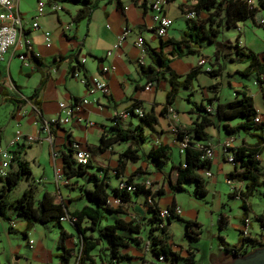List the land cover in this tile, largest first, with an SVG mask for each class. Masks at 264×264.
Here are the masks:
<instances>
[{"label": "crops", "instance_id": "1", "mask_svg": "<svg viewBox=\"0 0 264 264\" xmlns=\"http://www.w3.org/2000/svg\"><path fill=\"white\" fill-rule=\"evenodd\" d=\"M43 1L47 4L55 0ZM89 1L94 2L96 6L86 18L76 22L72 21L76 10L83 5V2H58L61 10L49 12L45 9L44 14L36 19L38 24L36 28L31 26L35 15L36 0L15 1L16 13L21 19V33L17 42L7 49L3 59L0 60V146H8L16 122L19 123V129L23 134L33 135L37 139L26 143L25 138L22 137L21 142L9 147L11 150L21 149L20 158L27 162L31 174L29 177L21 178L19 182L23 183V186L16 196H10L15 187L10 191L4 190L6 200H13L28 184H31L34 188L35 200L39 199L45 191H54L62 198L70 212L88 204L83 198L82 189L84 187L91 188L90 174L105 178L108 184L106 191L109 194L112 187H118L120 182L132 174L134 182L144 184L145 181H149L150 185L145 187H148L151 192L158 188L161 189L162 193L154 198L158 208L163 209L173 203L180 209L178 214L180 219L198 222L201 228L204 224L199 219L204 214L209 219L210 225L216 228L215 236L222 237V245H239L242 241L240 232L245 218L249 219L247 237L253 239L254 242L248 241L243 245V248L250 251L252 247H258L256 243L264 244V228L261 227L260 220L257 219L264 212V204L258 207L253 206L250 196L243 203L245 210L241 209L238 191L243 188V183L237 180L227 182L226 174L232 169V165L225 161V152L222 150V144L228 139L232 147H237L242 142L254 143L255 140L249 132L239 130L227 133L219 124L205 127V132L208 135L205 143L213 149L209 168L198 170L205 180V196L194 197L190 192L191 185L183 183L186 191L190 192L187 193L188 197L184 202L178 196L182 191L174 192L167 182V178L171 182L175 180L176 167L182 165L184 161V155L179 152L175 126H191V121L196 113L194 104L201 103L205 107H210L205 104V100L210 97L216 96L219 102H227L234 98L236 91L244 92L252 98L257 117L262 119L264 117V73L240 74V71H245L248 61L244 57L236 55L229 48L223 49L218 53V56H215L214 44L204 42L199 46L191 44L190 48L196 51L191 54L184 53L185 48L180 46L181 55L170 54L171 46L163 42L168 39H180L188 29L187 23L205 22L211 13V9H200L196 13L193 12L191 17L186 18L189 13L188 5L194 4L196 0H169L164 4L163 11L171 18L172 23L163 37H157L149 28L152 25L147 6L149 0ZM69 21H72L73 24L71 23L69 29L63 30V25ZM124 26L130 28V33L118 49L112 50L109 55H106V51L110 49ZM254 27L256 26L250 18L236 22L235 26L231 28L220 26L216 40L230 43L236 41L240 50H249L256 55L260 62H264V48L256 50L254 48L257 46L256 40L247 37V32L253 33ZM43 31L49 32V46L45 45ZM136 35H141L146 45L147 53L143 57V66L151 68V72L148 74H153L158 70L156 61L158 52L169 58V69L178 75L185 74L190 68L197 65L201 56L204 59L201 72L192 80L188 88H179L176 91L173 101L165 113H161L160 109L164 105L165 94L170 89L167 82L168 75L164 74L163 78L152 82L150 89H144L147 73L143 74L137 64L139 51L133 44ZM25 39L29 40L30 52L37 57L39 63L26 52ZM20 53L26 54L27 65H24L22 60L17 57V54ZM82 58L85 60L81 63ZM104 65L113 66V68L106 73H101V77L108 86L107 95L97 96L102 107L98 108L95 104L89 103L78 112H74L69 123L50 125L46 129L43 123L61 114L58 107L59 102L70 104L74 98L80 100L86 96L84 84L78 77L73 76L72 72L78 69L80 75L87 79L98 73L100 67ZM206 67L218 69L220 72L216 77H210L204 72ZM42 78L44 82L41 84ZM35 88H38V91L36 95L31 96ZM135 102L144 112L154 113L157 120L153 128L142 125L145 140L139 145L140 158L136 162L127 161L123 170L116 171L117 155L128 145V141L114 142L108 148L92 153L90 166L84 174L66 179V184L56 183L53 167L54 165L62 166V153L67 152L70 143L77 142L82 148L89 151L92 145L98 143L101 133L106 135L113 133L111 128L113 113L125 109ZM169 109H171L170 112ZM175 110L176 113H174ZM88 121L92 124L88 125ZM240 121L242 119L235 118L226 121V123L229 126H234ZM138 123L139 120L136 117H122L117 121L119 127L128 129L134 128ZM160 144H165L170 148V159L165 163L149 161L146 158L147 152L150 148ZM51 151L57 152L54 161ZM42 153L45 155L46 163L41 161ZM257 157L260 160V167L264 171V149ZM32 165L39 168L37 174L33 172ZM136 171L138 174H135ZM205 171L210 173L208 177L204 176ZM219 178H222L227 185L223 202L220 198V191L216 192L215 189ZM4 184L3 179H0V193ZM209 196L211 199H207ZM145 200L144 193L132 195L129 202L123 206V213L116 216L126 221L133 220L142 223L144 228L149 225L147 220L150 216ZM229 201L237 204L234 211L229 207L230 213L225 210V207L229 206ZM221 212L226 216L227 224L222 230H219L217 217ZM6 215L8 219H0V238L17 230L24 232L27 236L36 228L35 225H31L29 229H25V220L15 221V216L11 211H7ZM182 220H172L181 227V232L178 235L170 231L172 222L166 225L165 230V243L172 252L178 255L176 259L157 260L151 254L150 246L142 232L130 234L122 231V234L131 237L128 245L119 249L121 254L127 255V258L118 259L114 264H184L188 250L192 249L195 250L193 251L192 264H222V260L228 256V253L222 248L219 241L214 252L210 251L207 258L201 262L197 261L199 248H196L185 237ZM10 221L14 223L13 227H10ZM63 222L71 224L68 220L60 221V224ZM63 230L71 236L67 237L62 244L71 248L70 242H77V237L66 229L63 228ZM227 230L234 232L232 242H229L227 238ZM38 235L36 242H32L31 246L25 244L26 249L23 252H21L20 245H10L8 253L12 259L2 264H15V257L16 259L24 258L28 264L46 262L59 264V258L56 256L59 252L57 248L60 242L59 234L55 238L52 237L51 242L46 241L44 234ZM107 256L108 250L105 249L102 263L107 262ZM74 257L72 251V256L67 264H75ZM98 260L99 258L95 257L97 264H99Z\"/></svg>", "mask_w": 264, "mask_h": 264}, {"label": "trees", "instance_id": "2", "mask_svg": "<svg viewBox=\"0 0 264 264\" xmlns=\"http://www.w3.org/2000/svg\"><path fill=\"white\" fill-rule=\"evenodd\" d=\"M57 1V2H55ZM51 2H83V5L76 10L72 21H80L86 18L89 13L95 8L96 4L89 0H55ZM171 1V0H170ZM149 2V1H148ZM148 4V3H147ZM200 9L210 10L211 13L206 18L205 22H191L187 23V31L178 40H166L165 44L171 46V55H181L182 51L180 46L185 48L184 53L191 54L196 51L190 48L191 44L199 46L201 43L214 44L215 56L225 48L232 49L233 52L244 57L248 61V65L245 71H240V74L246 75L250 72L256 74L264 73V62H260L256 55L249 50H240L236 44L227 41H217L219 35V28H231L234 27L236 22L242 21L246 18H250L256 26H261L264 29V23H259V19L264 14V0H254L253 4L248 3L247 0H196L194 4L188 5V12H197ZM60 11V10H59ZM182 11V9H181ZM184 12V11H182ZM221 16L220 18L218 16ZM218 17V19H216ZM69 21L68 23H72ZM145 52L147 53L146 45L144 42ZM29 55L39 63L37 57L31 52ZM202 58V56L200 57ZM156 61L158 70L153 74L150 67L139 65L143 74H146L145 82L157 81L159 78H163L164 74H167V82L170 89L165 94L164 105L160 109L161 113L167 112L170 107L176 91L179 88H188L192 80L195 79L197 74L201 72V65H195L190 68L185 74L178 75L172 72L168 67L169 58L163 55L161 52L156 53ZM210 77H216L219 74L218 69L204 70ZM44 79L40 80L42 84ZM40 84V85H41ZM38 88H35L31 96L36 95ZM78 99L74 98L73 102L76 103ZM205 104L211 107L210 111L206 110L205 105L199 103L194 104L196 113L191 121L190 127L175 126L176 137L178 143L186 139V145L183 148L182 154L184 155V161L182 165L176 167V178L173 182L167 178V182L170 188L174 192L186 191L182 185H191V194L194 197L200 198L205 196V180L198 173V170H207L210 166V159L201 158V150L196 147L197 143H205L208 135L205 132L207 126H217L218 124L227 132L234 133L239 130L249 132L254 138V143H241L237 147L231 148L232 154V169L226 174L228 182L230 180H237L243 183V188L238 191L241 209L245 210L243 205L244 201L252 196L254 190L260 188L264 199V171L260 167V160L258 155L264 149V117L255 121L257 113L253 106L252 98L246 95L244 92H235V96L232 100L227 102H219L216 96L210 97L205 100ZM133 108H139L138 103H133L126 109L129 111L128 117H136L139 123L132 129L122 128L117 125V121L120 117H113L111 121L113 123L112 132L109 135L101 133L99 141L96 145H92L89 148V152L92 156L93 152L102 151L108 148L114 142L128 141V145L117 155V167L116 171L123 170L127 161L136 162L139 157V145L144 142L145 137L142 133V125L148 128H153L156 124V116L152 112H144L142 109V115L137 116L132 112ZM131 109V110H130ZM177 111L175 110L174 113ZM240 118L242 121L234 126H229L226 121ZM221 122H224L221 124ZM71 144V143H70ZM21 149L11 150V162L9 165V172L3 179L5 184L2 186V192L0 193V215L3 219H8L6 215L7 211L13 212L14 216L22 217L25 222V229H29L33 223H47L52 222L59 226V238L60 242L57 245L59 252L57 257L59 258V264H67L72 256V249L65 247L62 242L71 235L67 234L60 226V217L67 215L69 222L73 225L77 234L78 250L75 254V264H97L95 257L99 258L98 263H102V256L104 250H108V260L105 264H114L118 259L127 258L126 254L119 252L120 248L128 245L131 237L122 234V231H126L130 234H139L141 231V224L134 222L133 220L126 221L116 215L123 213V206L129 202L132 195L144 193L146 195L145 205L147 206L150 216L148 218V229L146 232V240L151 254L157 259L158 256H162L161 260L171 259L174 260L178 257L175 252H172L168 245L165 243V230L172 220H182L174 212L175 205L166 207L167 215L164 218L159 216L160 208L157 207L154 198L159 196L162 191L156 189L151 192L148 187L141 182H134L132 180V174L126 177L122 183L131 186L133 189L126 190L125 188L112 187L111 193L106 191L108 186L103 176L97 177L90 174L91 188H83L82 195L88 204L81 206L79 209L68 211L62 198L56 192H43L41 197L37 200L34 199V188L31 184L21 192L19 196L11 201L6 200L4 190H12L22 177H29L31 172L27 162L20 158ZM170 148L167 145L160 144L157 147L150 148L146 154V158L149 161L155 163H165L170 159ZM91 159V157H90ZM90 166V160L88 163L81 165L76 163L73 158L72 148L69 147L67 152L62 153V166L61 172L63 178L66 180L72 177H79L86 172V169ZM138 171H136L135 174ZM134 174V175H135ZM121 183V182H120ZM111 197L118 198L120 204L111 206L107 200ZM106 213L114 218L112 223H103V219H108ZM262 214V213H261ZM260 220L261 227L264 228V222L262 221V215L257 217ZM185 231V237L192 242L194 239H198L201 233V227L198 222L190 220H182ZM227 224V219L224 213H219L217 217V226L219 230ZM24 235L25 233L22 232ZM159 234L160 236H158ZM219 243L222 245V237L217 236ZM242 241L237 246H225L222 248L228 253V255H243L246 251L243 245L248 241L254 242L253 239H249L247 236H242ZM258 246H262L261 243H256ZM101 249V251H100ZM252 249H254L252 247ZM193 251L188 250L187 256L184 258V264L193 263ZM158 260V259H157Z\"/></svg>", "mask_w": 264, "mask_h": 264}, {"label": "built area", "instance_id": "3", "mask_svg": "<svg viewBox=\"0 0 264 264\" xmlns=\"http://www.w3.org/2000/svg\"><path fill=\"white\" fill-rule=\"evenodd\" d=\"M15 1L16 0H0V60L3 59L4 53L9 49V47L13 46L17 40L18 37L20 36L21 33V19L16 13V7H15ZM169 0H149L147 6L150 11V17H151V22L152 25L149 27L154 34L157 37H163L166 34L167 29L170 27L172 20L169 16H167L164 11H163V6L165 3H167ZM248 3L253 4L254 0H247ZM45 9H47L49 12H54V11H59L61 10V6L58 3L55 2H48L46 4L45 1L43 0H36L35 4V15L33 17V21L31 23V26L33 28L37 27V21L36 19L44 14ZM193 15V12H189L186 15V18H189ZM259 23H264V14L261 15L259 19ZM71 24L67 23L63 25L62 29L67 30L69 29V26ZM130 33V28L128 26H124L121 31L119 32L117 38L115 41L112 43L110 49L106 51V55H109L112 50L118 49L126 36ZM43 37L45 41V45L49 46L50 40H49V32L48 31H43ZM25 47H26V52H30V42L28 39L24 40ZM134 46L138 49L139 55L137 58V64L142 65L143 64V57L145 52V47H144V39L141 35H136L134 40H133ZM25 52V53H26ZM25 53H20L17 54V57L22 60V63L24 65H27V61L25 60L26 54ZM85 58H82L80 62H84ZM198 65L204 64V59L199 58L197 61ZM113 66H101L100 71L89 78L85 79L80 75V71L78 69L74 70L72 72V75L75 77H78L81 81V83L84 84L85 86V91H86V96L82 97L80 100H78L76 103L71 102L70 104H65L64 102H59L58 107L61 111V114L57 116L54 119L47 120L43 123V126L47 129L50 125H61V124H67L71 121L72 115L74 112H78L84 105H87L89 103H93L96 105V107L101 108L102 104L98 102V95H107L108 94V86L105 80L101 77V73H106L107 71L111 70ZM209 68L206 67V70ZM151 88V83L150 82H145L144 89L148 90ZM131 110V109H130ZM207 111L211 110V107H206ZM171 109H169V112ZM132 112L135 113L137 116L142 115V110L139 108H133ZM129 111L128 109H122L115 111L113 113V117H128ZM255 121H258V117L256 116ZM88 125H91L92 122L88 121ZM25 138L26 143H30L34 140L37 139V137L33 135H25L21 132L19 129V123H15V129L13 131L12 137L8 142L7 147H2L0 146V179H4L8 172H9V165L11 162V149L9 147H13L16 143L21 142V138ZM186 145V139L184 138L178 143V148L179 152L182 153L183 148ZM70 147L72 148L73 151V158L75 159L76 163L84 165L88 163L90 160L91 154L88 150L82 148L77 142H72L70 144ZM196 147L201 150V158H206L210 159L212 156V147L208 144H203V143H197ZM231 143L230 140H226L222 144V150L225 152V161L232 165V154H231ZM51 157L54 161L57 157V152L51 151ZM53 172H54V181L56 183H62L66 184V180L62 176L61 172V167L58 165H54L53 167ZM210 173L208 171L204 172V176L208 177ZM228 182V181H227ZM145 186H149L150 183L149 181L144 182ZM119 188H125L126 190H131L133 189L131 186L126 185L125 183H119L118 185ZM108 204L111 206H116L120 204V201L118 198L111 197L107 200ZM174 212L175 214L180 213L179 207L175 206L174 207ZM167 210L166 208L160 209L159 211V216L161 218H164L165 215H167ZM262 221L264 222V212H262ZM60 220H68L69 218L67 215H64L60 217ZM249 219L245 218L243 220V228L241 229V236L246 237L247 236V225H248ZM10 227L14 226V223L10 221ZM27 244L29 246L32 245L31 240H27ZM158 260L162 259V256L157 257Z\"/></svg>", "mask_w": 264, "mask_h": 264}, {"label": "rangeland", "instance_id": "4", "mask_svg": "<svg viewBox=\"0 0 264 264\" xmlns=\"http://www.w3.org/2000/svg\"><path fill=\"white\" fill-rule=\"evenodd\" d=\"M256 26V25H255ZM253 33L247 32V37L253 40H256L257 46H255L254 48L256 50H260L262 48H264V29L261 26H256L253 29ZM45 155L44 153H42L40 155L41 161H43L44 163H46V159L44 158ZM40 161V162H41ZM34 164V163H33ZM48 164V163H47ZM33 172L36 173L38 172L39 168L33 166ZM37 174V173H36ZM23 186V183L19 182L17 184V186H15L14 190L10 193V196L13 195H17L19 194L21 188ZM227 185H225L224 181L222 178H219V182L217 183V186L215 187L216 192L220 191L221 193V199L222 202L224 201L225 197H224V193L226 191ZM210 189V187H209ZM190 193L189 190L187 191H182L179 193V197L182 201H186L188 194ZM215 199H216V193L214 195ZM207 199H211V196H209V198ZM250 201L252 203L253 206L258 207L259 205L262 206L264 204V199H263V194L260 188L254 190L252 196L250 197ZM236 203H233L231 201H229V206L225 207V210L227 212H231L229 207H231L234 211V209H236ZM108 219H103V223H112L113 220L110 218L109 214L106 213L105 214ZM0 219H3L2 215H0ZM24 220L22 217H17L15 216V221H21ZM201 222H203V226L201 228V233L199 235V239H194L192 240V243L196 246V248H199V252L197 253V261L201 262L203 259L207 258V254L212 251L214 252L216 250L217 247V243H218V239L215 236V230L216 228L212 225H210L209 219L206 218L203 215L200 216L199 219ZM171 227H170V231L171 233H174L176 235L179 234V232H181V227H179L178 223L176 221H171ZM32 225H35L36 228L33 232H30L27 236L24 235L20 230L15 231L14 233H11L7 236L3 235L0 238V264L4 263V262H8L10 258V255L8 253L9 251V247L10 245H20L22 247L21 252H23L26 249L25 244H27V240H31L32 242H36L37 238H38V234L41 235L44 234L45 235V239L48 242H51V238H55L58 234H59V226L58 224H53L52 222H47V223H33ZM60 226L64 229H66L67 231H69L70 233H72L74 236H76L77 232L74 229L73 225L67 223V222H63L62 224H60ZM147 229H148V225H146L143 228V225L141 224V231L142 234H144L145 238H147ZM227 234V238L229 240V242H232L233 238H234V232L231 230H227L226 231ZM28 245V244H27ZM70 246L72 248L73 251V255L76 254L77 250H78V243L77 242H70ZM101 251V249H100ZM14 260V259H13ZM19 260V261H18ZM13 264V263H11ZM15 264H28L27 262H25L24 258L21 259H16L15 257ZM43 264H51V263H43Z\"/></svg>", "mask_w": 264, "mask_h": 264}, {"label": "water", "instance_id": "5", "mask_svg": "<svg viewBox=\"0 0 264 264\" xmlns=\"http://www.w3.org/2000/svg\"><path fill=\"white\" fill-rule=\"evenodd\" d=\"M222 264H264V244L243 255H228Z\"/></svg>", "mask_w": 264, "mask_h": 264}]
</instances>
